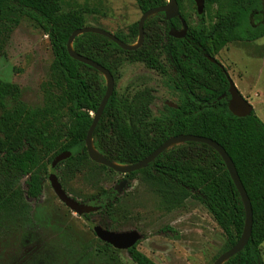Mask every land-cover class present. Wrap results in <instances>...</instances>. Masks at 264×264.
<instances>
[{"label": "trees", "instance_id": "trees-1", "mask_svg": "<svg viewBox=\"0 0 264 264\" xmlns=\"http://www.w3.org/2000/svg\"><path fill=\"white\" fill-rule=\"evenodd\" d=\"M136 1L143 13L165 3ZM206 1L219 6L216 10L224 25L217 23L209 32L194 33L188 39L166 40L157 28L160 13L145 21L144 41L134 50H124L98 33L86 32L74 39V50L107 68L114 79L126 60L143 62L164 74L165 84L178 95L177 106H167L166 115L144 122L145 116L131 118L128 112L138 107L144 110L150 99L145 103L142 97L132 105L114 91L93 133V144L103 157L129 165L180 134L201 135L220 143L233 159L253 208L248 244L224 264H264V121L254 111L245 117L230 111L228 80L222 68L205 56H214V52L235 40L263 37L264 24L254 28L249 17L263 9L264 0ZM64 3L65 0H0V56L22 17L36 22L48 35L54 53L50 78L43 84V107L28 106L22 100L19 84L0 79V202L17 204L25 196L40 199L48 165L52 167L54 158L66 151L72 155L58 165L76 169L91 162L116 173L91 160L88 153L87 133L107 83L103 73L70 55L68 40L75 30L87 26V19L83 9H65ZM139 33L135 22L115 34L127 44H135ZM191 45L203 48L194 51ZM162 54L170 58L169 68L161 60ZM63 113L68 118L65 123L61 121ZM120 174L129 180L144 174L149 186L168 206H179L189 198L203 203L225 233L228 248L243 234L244 203L222 157L207 144L175 145L146 168ZM22 177H26V189L18 185ZM103 212L111 210L102 208L97 213ZM128 252L137 264H158L137 245Z\"/></svg>", "mask_w": 264, "mask_h": 264}, {"label": "rangeland", "instance_id": "rangeland-1", "mask_svg": "<svg viewBox=\"0 0 264 264\" xmlns=\"http://www.w3.org/2000/svg\"><path fill=\"white\" fill-rule=\"evenodd\" d=\"M64 8L83 9L87 26L112 33L126 31L143 15L136 0H65ZM196 12L195 5L186 10L192 20ZM162 56L169 68L170 58ZM215 57L264 121V36L251 42H229ZM53 62L48 35L36 22L22 17L0 56V79L19 84L28 106L43 107V84L50 78ZM166 79L143 62L126 60L117 73L114 91L132 105L142 97L145 103L150 99L144 110L134 108L128 115L153 121L168 113V101L178 102ZM67 120L63 113L61 121ZM48 167L40 199L25 196L17 204L0 202V264H137L127 250L100 240L96 225L116 232L137 231L141 237L137 248L158 264H214L230 249L225 233L203 203L189 198L179 206H168L144 174L129 180L91 162L76 169L65 164ZM52 172L73 199L100 209L109 207L111 212L86 217L72 211L55 193L49 180ZM18 185L26 189V177Z\"/></svg>", "mask_w": 264, "mask_h": 264}, {"label": "water", "instance_id": "water-1", "mask_svg": "<svg viewBox=\"0 0 264 264\" xmlns=\"http://www.w3.org/2000/svg\"><path fill=\"white\" fill-rule=\"evenodd\" d=\"M197 4V10L198 13L201 14L203 13L204 9V0H194ZM178 4L177 0H169L168 5L165 7H156L153 9H150L149 11L143 13L141 19L138 22L139 26V38L135 44H127L123 40H121L115 33H112L108 30L99 28V27H93V26H85L81 29L75 30L69 40H68V49L70 52V55L76 59L79 60L85 64H88L94 68H96L98 71L104 74V76L108 79L107 83V89L105 92V95L100 103V106L98 108V111L94 115L93 122L89 128V131L87 133L86 137V146L88 149V153L90 158L104 166H107L113 170H115L118 173H132L134 171H138L140 169L146 168L151 162H153L164 150L168 149L170 146L173 144H176L177 142L184 143V142H198V143H204L215 149L220 156L222 157L227 170L230 173V176L242 198V201L244 203L245 211H246V224L245 228L243 231V234L237 241V243L232 246L230 249H228L226 252H224L222 255H220L214 264H224L229 258L233 257L237 253L241 252L246 245L248 244L251 235H252V230H253V208H252V203L251 199L248 195V192L240 178V175L238 173V170L236 168V165L229 155V153L226 151V149L217 141L201 136V135H193V134H180L176 136H172L168 138L164 143H162L155 151H153L150 155H148L146 158L133 163L129 165H121L115 162L110 161L109 159L103 157L95 148L93 144V133L95 131V128L97 124L99 123V120L105 110V107L114 93V87H115V79L111 72L102 66L101 64L97 63L96 61L76 52L73 48V41L74 39L86 32H92V33H98L101 35H104L117 43L122 49L124 50H134L138 47H140L144 41V36H145V21L155 13H158L160 11H167L168 16H172L178 12ZM187 28H185L184 31L182 32H171L172 36L176 37H184L186 34ZM209 60H211L214 63H219L217 59H215L212 56H208ZM222 67L223 65L219 63ZM226 77L229 82V92L231 94V98L229 101V109L230 111L238 116V117H245L250 115L254 107L253 105L239 92L236 84L234 83L233 79L230 77V75L226 72ZM224 97V95L222 96ZM221 98V97H220ZM167 104L171 107H176L177 105L175 103H172L170 101L167 102ZM72 155L71 151H66L63 153H60L57 155L53 162H52V167H56L60 162L68 159ZM49 180L50 183L59 197V199L66 205L68 206L72 211L76 212L77 214L83 215V214H88L92 212H96L100 209L99 206H93V205H88L85 203H81L75 199H73L63 188L61 182L59 181L58 176L55 173H50L49 174ZM94 231L99 239L102 241L111 244L113 247L121 250H128L129 248L135 246L137 242L139 241L140 234L137 231H128V232H115L111 231L108 229H105L99 225H96L94 227Z\"/></svg>", "mask_w": 264, "mask_h": 264}, {"label": "flooded vegetation", "instance_id": "flooded-vegetation-1", "mask_svg": "<svg viewBox=\"0 0 264 264\" xmlns=\"http://www.w3.org/2000/svg\"><path fill=\"white\" fill-rule=\"evenodd\" d=\"M168 3H169V0H165V3L160 4L158 7H165L166 5H168ZM177 4H178V9H179L178 12L176 14L170 16V17L168 16L167 11L158 12V13H160V16H159V21H158L159 27H157V28L159 30V33H161L165 37L166 40H169L170 37H174V38H178V39H188V36L191 37V36H193L194 33L197 34L199 32H203V33L209 32L210 30H212V28L217 23L220 26L224 25V19L223 18L220 19L218 16L219 14L217 13L216 8H218L219 6H217L216 4H211L210 2H207L206 0H204V9H203V13H201V14L198 13L197 4L194 0L193 1L192 0H177ZM191 5L192 6L195 5V7H196V11H197L196 17H195L196 21L192 20V18H190V15L186 14L187 8H189ZM158 13H156V14H158ZM249 22H250V25L254 28L263 25L264 24V7L261 11H257L255 13H252L249 17ZM185 28H187V31H186V34L184 37H176V36L171 35L172 31L175 33L176 32H182L185 30ZM255 40H257V39H255ZM235 41H240V40H235ZM251 41H254V40H249L247 42H251ZM190 47L194 51H198L200 48H203L202 45H200V46L191 45ZM220 51L221 50H219L218 52H220ZM218 52H214V56H212V57L217 59L215 57V55ZM163 56H166V54H163ZM205 56L208 58V56H211V55L205 54ZM217 61L219 63H221L218 59H217ZM219 63H216V64L222 68V70L225 74V77H226V72L228 73V71L226 70V68L224 67V65L222 63L221 64L223 65V67ZM226 79H227V77H226ZM228 84H229V82H228ZM228 89H229V86H228ZM228 89H227V93L229 94V101H230L231 94H230ZM227 93L223 94L224 97L226 96ZM241 95H242V93H241ZM98 211H96V212H98ZM96 212H92V213L94 214ZM83 215L86 216L87 214H83ZM137 244H138V242H137Z\"/></svg>", "mask_w": 264, "mask_h": 264}]
</instances>
